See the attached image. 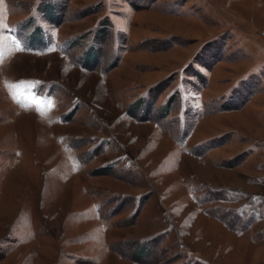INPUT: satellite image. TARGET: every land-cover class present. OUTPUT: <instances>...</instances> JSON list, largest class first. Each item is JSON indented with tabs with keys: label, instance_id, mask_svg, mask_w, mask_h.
<instances>
[{
	"label": "rangeland",
	"instance_id": "obj_1",
	"mask_svg": "<svg viewBox=\"0 0 264 264\" xmlns=\"http://www.w3.org/2000/svg\"><path fill=\"white\" fill-rule=\"evenodd\" d=\"M0 264H264V0H0Z\"/></svg>",
	"mask_w": 264,
	"mask_h": 264
},
{
	"label": "snow or ice",
	"instance_id": "obj_2",
	"mask_svg": "<svg viewBox=\"0 0 264 264\" xmlns=\"http://www.w3.org/2000/svg\"><path fill=\"white\" fill-rule=\"evenodd\" d=\"M19 83H20V85L27 87V89H28L29 92H30L32 86H33L34 84H38L39 82H30V81L26 82V81H21V82H19ZM47 107H51V101H50V100L47 102Z\"/></svg>",
	"mask_w": 264,
	"mask_h": 264
}]
</instances>
